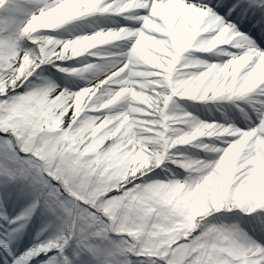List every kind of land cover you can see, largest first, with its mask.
Returning <instances> with one entry per match:
<instances>
[{
    "label": "snow or ice",
    "instance_id": "1",
    "mask_svg": "<svg viewBox=\"0 0 264 264\" xmlns=\"http://www.w3.org/2000/svg\"><path fill=\"white\" fill-rule=\"evenodd\" d=\"M0 264H264V0H0Z\"/></svg>",
    "mask_w": 264,
    "mask_h": 264
},
{
    "label": "rangeland",
    "instance_id": "2",
    "mask_svg": "<svg viewBox=\"0 0 264 264\" xmlns=\"http://www.w3.org/2000/svg\"><path fill=\"white\" fill-rule=\"evenodd\" d=\"M106 18L103 16H90L81 18L79 20L73 21L62 28L56 30L55 32L49 33L50 35L56 36L62 40L72 39L75 36L83 35L87 33L94 32L98 28L110 26V24L105 23ZM113 46H105V49L112 48ZM105 49H95L92 50L96 53V55H88L85 54L76 60H68L62 62V66L64 67H81L88 63L100 64L103 59L107 57V51ZM61 63V62H57ZM96 69H90L87 72L80 73L77 76L69 75L66 73H59L53 69L55 73L51 79L59 84L61 88L67 87L71 91L75 92L83 87L87 86L88 82L93 79L94 74L96 73ZM223 101L220 100H207V101H191V100H181L179 103L183 109H186L189 112H192L194 116H197L195 112L208 114L210 116H218L217 114H222V112H227L229 106L223 105ZM217 109H221V111H217ZM198 117V116H197ZM199 118V117H198ZM200 119V118H199ZM201 120V119H200ZM206 121V120H201ZM204 139V138H198ZM197 143L193 141V144ZM182 150L188 149L189 154L196 151V149H192L190 146H180ZM39 221L36 218H33V225H30L31 235L34 236L36 230L39 228ZM30 237L28 235L25 236V240H29ZM23 243V242H22Z\"/></svg>",
    "mask_w": 264,
    "mask_h": 264
},
{
    "label": "bare ground",
    "instance_id": "3",
    "mask_svg": "<svg viewBox=\"0 0 264 264\" xmlns=\"http://www.w3.org/2000/svg\"><path fill=\"white\" fill-rule=\"evenodd\" d=\"M217 100H220V101H223V105H227L229 106V108L232 106V101H228V100H224V99H217ZM195 114L201 119V120H216L217 118H219L221 116V114H217L218 116H210L208 114H202V113H198V112H195Z\"/></svg>",
    "mask_w": 264,
    "mask_h": 264
},
{
    "label": "trees",
    "instance_id": "4",
    "mask_svg": "<svg viewBox=\"0 0 264 264\" xmlns=\"http://www.w3.org/2000/svg\"><path fill=\"white\" fill-rule=\"evenodd\" d=\"M54 74H55V73H54V72H52V74H51V77H53V76H54Z\"/></svg>",
    "mask_w": 264,
    "mask_h": 264
}]
</instances>
